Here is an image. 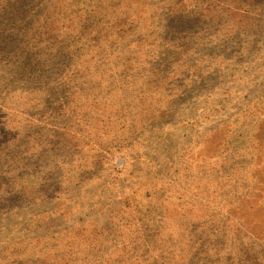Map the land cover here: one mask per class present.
Listing matches in <instances>:
<instances>
[{
    "label": "trees",
    "instance_id": "trees-1",
    "mask_svg": "<svg viewBox=\"0 0 264 264\" xmlns=\"http://www.w3.org/2000/svg\"><path fill=\"white\" fill-rule=\"evenodd\" d=\"M0 264H264V0H0Z\"/></svg>",
    "mask_w": 264,
    "mask_h": 264
},
{
    "label": "rangeland",
    "instance_id": "rangeland-1",
    "mask_svg": "<svg viewBox=\"0 0 264 264\" xmlns=\"http://www.w3.org/2000/svg\"><path fill=\"white\" fill-rule=\"evenodd\" d=\"M254 86L256 83H252ZM238 98L231 97L230 101H226L225 97H216L218 98L217 102L215 103L214 107L212 105V112H209V106H211L210 99H195L194 101L185 104L184 109L180 112L177 122L173 123L172 125H167L166 127L162 128L161 135L170 139L173 144H177L179 139L183 136H187L195 131L199 132L202 135L206 133H210L216 126L222 122L224 119H228L231 113L235 111L236 105L240 104V100L243 97V92H238ZM222 98V99H220ZM219 101L225 102L222 105ZM208 108V112L203 114L202 110L204 107ZM207 114L206 116H204ZM203 117H202V116ZM184 126V129H181V126ZM211 130V131H210ZM162 138L161 136H156L153 141L150 142V148L154 151H161L164 149L171 150V146L167 145V141H164L161 144ZM172 153H178L175 150H172ZM114 157L117 159L124 158V155L121 153H114Z\"/></svg>",
    "mask_w": 264,
    "mask_h": 264
}]
</instances>
